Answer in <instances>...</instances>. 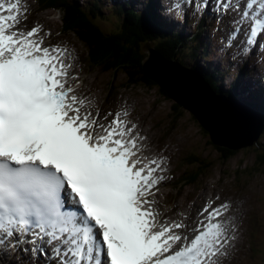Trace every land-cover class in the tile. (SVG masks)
<instances>
[{
	"label": "snow or ice",
	"instance_id": "snow-or-ice-1",
	"mask_svg": "<svg viewBox=\"0 0 264 264\" xmlns=\"http://www.w3.org/2000/svg\"><path fill=\"white\" fill-rule=\"evenodd\" d=\"M208 6L172 0L162 16L195 27ZM22 9L0 0V264H228L229 205L208 202L194 227L165 222L155 199L164 159L145 164L146 137L127 111L92 113L69 84L65 50L39 25L24 31ZM212 11L241 37L218 55L264 63V0H214Z\"/></svg>",
	"mask_w": 264,
	"mask_h": 264
},
{
	"label": "rangeland",
	"instance_id": "rangeland-1",
	"mask_svg": "<svg viewBox=\"0 0 264 264\" xmlns=\"http://www.w3.org/2000/svg\"><path fill=\"white\" fill-rule=\"evenodd\" d=\"M77 1L80 6L87 9L93 5L89 0ZM101 1H104L101 10L102 15L97 14L96 21L105 31L111 30L110 32H112V30L117 28L120 21V16L113 10V5L116 4L117 0ZM135 1L139 2V7H142L145 3V0L144 2L143 0ZM37 2V0H31L28 5L24 3L27 11V19L24 21L28 24L26 26V23H24V26L31 29L33 26L39 25L42 30L41 35L44 36L48 44H59L62 48L68 46L69 48L65 47L64 49L67 52H73L70 53V59L75 60L73 69L75 62L78 66L70 76L69 84L75 85L79 83L77 91L85 97L87 94V98L92 101L88 105L90 110L94 114L97 112L99 114L103 113L101 117L109 112H120L123 114V112L127 111L131 114L133 121L137 122L141 136L146 137L142 144L147 151H156L155 149L157 148L159 150H167L173 154V164L170 167H174L172 168L174 169V176H166L170 179V183L167 182L158 186L159 189H164L162 190L163 193L165 192L161 200L163 202V211L160 210L159 212L164 220L177 213L178 208H182L181 204H184L185 209L189 208L188 205L193 209L196 204L204 205L207 197H211V202L214 204L228 200H231L233 204L234 201L238 204L245 202L244 206L237 209V211L239 209L243 210L240 215L242 228L240 230L235 227V234L240 242V247L238 246L237 249L241 254V258H239V254L229 264H236L238 261H245V264H264V165L259 162L260 159L258 158L261 150H258L254 144L236 151L237 153L234 156L226 159L224 157L225 153L217 148L218 145H212L209 142V133L205 136L201 123L191 111L183 106L180 107L179 101L166 96L159 86H153L151 89L144 85L126 88L125 85L128 83L129 76L124 71L120 73L105 71L107 64H103L102 68L91 67L88 64L87 46L75 34L64 32V25L66 24L63 22L64 13L55 7H46L45 10L39 12ZM155 2L158 3L157 0ZM213 5L214 0L210 9H207L205 13L210 14L211 17L214 14L212 11ZM139 7L138 9H140ZM187 19L190 20L189 23L183 25ZM227 19V17L222 18L219 24L217 20H211L204 25L203 32L208 38L207 51L209 55L202 58L203 65H206V63L208 65L210 60L214 67L218 65V69L223 73L221 79L225 88L230 87L229 83L231 80L232 82L236 80L239 75L238 72L245 65L249 67L253 64L254 66L256 65L254 63L255 56L247 58L242 64H238V62L235 64L227 57L218 55V49L216 46L213 47V45L214 43H222L226 36H230L229 30L226 28ZM168 20H172L176 26L183 28L190 35H193L199 28L197 25L193 27L191 19L187 17L185 20ZM216 28L220 30L214 31ZM110 32L107 34H110ZM230 37L235 40V44L239 45L241 39L239 34ZM231 50L233 51V49ZM236 50L237 48L234 47V51ZM77 77L78 80L76 79ZM249 77L251 84L255 81L264 84V64L256 65ZM166 78H168V84L171 88L179 90L172 76L166 73ZM162 88L165 90L164 87ZM255 91H259V88L256 87ZM246 95H248V92H246ZM256 99H254V102L257 105L264 103V97L263 99ZM252 114L254 117L252 119L257 117L254 122L258 121V119L263 121L256 111H252ZM108 118L111 119L112 117L109 116ZM139 124H141L142 130L139 128ZM262 133L263 141L264 130ZM148 135H150V139ZM248 136L249 134L245 132L244 139L247 140ZM145 140L148 142L146 143ZM194 158L202 162L205 161L207 165H210L206 172L200 170L201 166L199 164L196 165L189 161L195 160ZM197 173L199 177L195 182H192L190 175ZM179 177L183 185H181V191L173 186V182H178L177 179ZM197 211L196 209L195 212ZM179 214L181 213L179 212ZM232 214L234 215L233 211ZM236 215L235 213V216L231 219L236 221ZM238 233L239 236H237Z\"/></svg>",
	"mask_w": 264,
	"mask_h": 264
},
{
	"label": "trees",
	"instance_id": "trees-1",
	"mask_svg": "<svg viewBox=\"0 0 264 264\" xmlns=\"http://www.w3.org/2000/svg\"><path fill=\"white\" fill-rule=\"evenodd\" d=\"M76 1L40 0L38 1V11H43L46 7L60 9L64 13L66 21L64 32L75 34L87 46L88 64L94 68H102L103 64H107L105 71L109 72L120 73L124 71L129 76L128 83L125 85L126 88L144 85L151 89L153 86H159L160 90L169 96L167 90H163L160 84L147 75L144 70V62L147 56V53L144 52V46L148 42H155L157 49L169 59L178 60L193 70L201 71L217 92L232 100L240 98L238 89L241 80L226 90L220 84L222 72L218 68L215 71H207V63L202 67V58L207 57L208 54L207 43L204 41L205 33L202 30L205 22L212 20L211 16H204L197 31L193 35H187L174 28H167L157 14L153 2L148 1L143 10H137L130 1H126L127 7L120 2L114 5V11L120 16L119 24L116 29L107 34L108 32L96 21L97 14L102 15L100 0H91L93 5L88 9L80 6ZM258 105L255 104V107L262 114L264 122V109ZM201 127L207 136L209 132L204 126ZM262 138L263 136L259 138L260 140L258 139L259 141L255 145L258 150H261L258 158L260 159L259 162L264 165V140L262 141ZM209 142L213 145L212 141ZM217 148L225 153L226 159L236 154L227 148L220 146ZM189 161L198 164L201 160L192 159ZM204 163L205 161L199 166H201V171L206 172L210 165ZM198 177V173L190 175L192 182H195ZM178 184L181 183L178 182Z\"/></svg>",
	"mask_w": 264,
	"mask_h": 264
},
{
	"label": "water",
	"instance_id": "water-1",
	"mask_svg": "<svg viewBox=\"0 0 264 264\" xmlns=\"http://www.w3.org/2000/svg\"><path fill=\"white\" fill-rule=\"evenodd\" d=\"M144 70L164 87L169 96L191 111L210 133L215 145L236 151L254 145L263 130V121L247 115L236 103L217 93L201 74L188 69L180 62L163 55L154 43L147 44ZM166 73L170 74L179 90L171 88ZM167 80V81H165ZM166 83H165V82ZM173 82V84H174ZM176 90V93L171 92ZM249 134L244 139V133Z\"/></svg>",
	"mask_w": 264,
	"mask_h": 264
},
{
	"label": "bare ground",
	"instance_id": "bare-ground-1",
	"mask_svg": "<svg viewBox=\"0 0 264 264\" xmlns=\"http://www.w3.org/2000/svg\"><path fill=\"white\" fill-rule=\"evenodd\" d=\"M212 1L213 0H209V6H208V9L211 7V5H212ZM31 2V0H21V4H22V6H23V9H22V12H21V16L23 17V15H24V10H25V8H26V5H28L29 3ZM157 2L160 4V9H159V11H163V9L164 8H166V7H168L170 4H171V2H172V0H157ZM24 3H26V5L24 4ZM37 4V3H36ZM125 6V5H124ZM214 6V5H213ZM123 7V6H122ZM255 7V6H254ZM159 15H160V17H161V19H165L161 14H160V12H159ZM160 20V19H159ZM165 21H167V19H165ZM24 23H26L24 20H23V22H22V24L20 25V27L23 29V30H27L26 28H28V27H26L28 24L26 23V26H24ZM164 27V26H163ZM188 28V27H187ZM199 32V31H198ZM199 33H201V32H199ZM223 33V32H222ZM42 34V31H41V33H40V35ZM198 34V33H197ZM213 35V34H212ZM201 36V35H200ZM229 39H232L234 42H235V40L232 38V37H230V36H226V38H224L223 40H222V43H220V44H217V43H214V45H213V47L214 46H216L217 47V49L219 50L220 49V46L222 47H224V46H226L227 44H228V41H229ZM261 39H264V37H261ZM45 43H46V45L48 44L47 43V41H45ZM52 45H55V43H52ZM65 47H68V46H64V48ZM63 48V49H64ZM69 48V47H68ZM232 49H233V51H234V47H232ZM65 50V49H64ZM73 51V50H72ZM65 53H66V56H68L67 58H66V63H69V64H71L72 65V67L69 69V72L72 74L76 69H77V66H78V64L75 62V65H74V69H73V63H74V61L75 60H73V59H70V57H71V54L70 53H73V52H67L66 50H65ZM245 61V60H244ZM243 61V62H244ZM236 62H238V64H242L243 62H239V61H236ZM236 62H234L235 64H237ZM202 67H204V65L202 66ZM218 68V65H216L215 67H214V65H213V63L211 62V60L208 62V65H207V71H209V70H213V71H215L216 69ZM170 75V74H169ZM171 76V75H170ZM173 79V78H172ZM237 83V81L235 80L234 82H232V80H231V82L229 83L230 84V87L232 86V85H235ZM239 88H240V85H239ZM177 91L176 90H174L173 91V93H176ZM88 95L86 94V97H87ZM256 99V98H255ZM256 100H258V99H256ZM249 101H251V99H249ZM257 102V101H256ZM122 109H126V108H122ZM93 113V112H92ZM94 114V113H93ZM95 115V114H94ZM100 115V117L103 115V113L102 114H99ZM122 116H123V114H121ZM129 119H131L132 120V122L133 123H136L137 124V122L136 121H133V119L131 118V114H130V116L128 117ZM140 125L141 124H139V128L142 130V128L140 127ZM148 134H150V132H148ZM148 137H149V139H150V135H148ZM145 142L147 143L148 141H146L145 140ZM150 143V142H149ZM141 145H142V150H141V155H142V157L143 158H145L144 160H147V161H150V160H152V159H164V167L167 169L164 173H163V175L166 177V176H168V175H173V171H174V169H172V168H174V167H170V166H172V164H173V161H172V159H173V154L172 153H170L169 151H167V150H159V149H155L156 151H147V149L144 147V145L142 144V142H141ZM146 145V144H145ZM157 146V145H156ZM171 154H172V156H171ZM174 176V175H173ZM167 182H169L170 183V179L167 177V180L165 181V182H161L158 186H160V185H164L165 183H167ZM159 189V188H158ZM162 190H164V189H162V188H160L158 191H156L155 189L153 190V191H156V195H155V199H156V201H157V204H156V208H157V211L158 212H160V210H162L163 211V209H162V205H163V202L161 201L163 198H162V195H164L165 194V192L163 193L162 192ZM211 200H212V198L211 197H207L206 198V203L204 204V205H201V204H196L195 205V207H193V209H192V207L191 206H189L188 205V207L189 208H187V209H185L184 208V204H181V207L182 208H178V212L177 213H174L173 215H171V216H169V217H167L164 221L165 222H167V221H169V220H172V221H183L185 224H189L190 226H192V227H194L195 226V220H196V217H197V212H195V210L197 209V210H199V209H201L202 207H204L208 202H211ZM221 203H226V204H228L229 205V211L228 212H226L225 214L231 219L233 216H235V213L237 214L236 215V218H235V220L236 221H234L233 220V222H234V227H238L240 230H241V228H242V222L240 221V215L242 214V211L243 210H241V209H239L238 211H237V209H238V207H241V206H244L245 205V202H243L242 204H238L236 201H234V204L232 203V201L231 200H228V201H226V202H221ZM221 203H219V204H221ZM219 204H214L213 203V206H217V205H219ZM233 207H234V210H233ZM187 210H188V213H187ZM161 211V212H162ZM232 211H233V213H234V215L232 214ZM179 212L181 213V214H179ZM246 220V219H245ZM177 231H179V232H181V233H183L185 230L184 229H178ZM237 236H239V233H238V235ZM244 236V235H243ZM239 238L238 237H236V239L233 241V247L230 249V257H229V261H228V264L229 263H232V261H233V259L235 258V257H237V256H239V252H238V249H237V247L239 246ZM243 244V243H242ZM240 247V246H239ZM239 258H241V254H240V256H239ZM236 264H245V261H238Z\"/></svg>",
	"mask_w": 264,
	"mask_h": 264
},
{
	"label": "clouds",
	"instance_id": "clouds-1",
	"mask_svg": "<svg viewBox=\"0 0 264 264\" xmlns=\"http://www.w3.org/2000/svg\"><path fill=\"white\" fill-rule=\"evenodd\" d=\"M37 1H40V0H37ZM125 1H126V0H117L116 4H118V3L121 2V3L124 5V2H125ZM129 1L131 2V0H129ZM153 1H155V0H152V2H153ZM91 2H92V1H91ZM100 2H101L100 7L102 8V4L104 3V1H101V0H100ZM105 2H107V0H105ZM92 3H93V2H92ZM37 4H38V2H37ZM116 4H115V5H116ZM131 4L134 5V7L137 6V7H136L137 10H143V9L145 8V6L147 5V3H144V4L142 5V8H141V9H138V7H139L138 5L133 4V2H131ZM113 6H114V5H113ZM126 7H127V6H126ZM57 9H58V8H57ZM38 10H39V8H38ZM113 10H114V9H113ZM39 12H41V11H39ZM64 17H65V16H63V22L66 23ZM65 23H64V24H65ZM65 26H66V24H65ZM63 28H64V27H63ZM28 29H29V28H28ZM28 29H27V30H28ZM24 31H25V30H24ZM110 31H111V30L106 31V32L109 33ZM112 31H113V30H112ZM189 35H190V34H189ZM76 37H77V36H76ZM77 38H78V37H77ZM78 39H79V38H78ZM79 40H80V39H79ZM150 43H154V44H155V42H148V43L145 44L144 47H146V45H147V44H150ZM155 46H156V44H155ZM156 48H157V47H156ZM144 49H145V48H144ZM208 55H209V54H207V56H208ZM173 60H174V59H173ZM175 61L180 62V61H178V60H175ZM180 63L182 64V62H180ZM182 65H184V64H182ZM184 66H185V65H184ZM185 67H187V66H185ZM187 68L190 69V70H193L192 68H189V67H187ZM193 71L196 72V73H198V74H201L202 76H204V75L201 73V71H199V70H197V71H196V70H193ZM222 74H223V73H222ZM222 74L220 75V79H221V77H222ZM204 77H205V76H204ZM205 78H206V77H205ZM206 80H207V79H206ZM238 80H240V79H239V78H236V81H238ZM207 82H208V81H207ZM222 82H223V80L221 79V83H220V84L224 87V85L222 84ZM209 84H210V83H209ZM239 84H240V85H244V86H246L243 82H240ZM210 86H211V84H210ZM160 87H161V86H160ZM211 87H212V86H211ZM246 87H247V86H246ZM252 87H253V86H249V88H252ZM224 88H225V87H224ZM225 89L228 90V88H225ZM214 90H215V89H214ZM251 90H252V89H251ZM215 91H216V90H215ZM216 92H217V91H216ZM239 92L241 93V95H240L241 97H243V98H245V97H246V98H249V99H251L250 103H252L253 105H255V104L257 105V103L254 102V99H255V98H252L251 96H249V91H240V90H239ZM246 92H248V95H246ZM217 93H219V92H217ZM220 94H221V93H220ZM222 95H224V94H222ZM224 96H225V95H224ZM225 97H227V96H225ZM236 104L239 106L240 109H244L245 107H247L246 104H244V103H239V101H237ZM243 105H244L245 107H244ZM258 106H259V105H258ZM262 108H263V107H262ZM247 109H248V108H247ZM263 109H264V108H263ZM259 116L262 118V114H261V113H259ZM194 117L196 118V116H194ZM196 119H197V118H196ZM197 120H198V119H197ZM201 126H202V125H201ZM208 136H209V138H210V133H209ZM210 141H212L211 138H210ZM212 142H213V141H212ZM256 143H257V142H256ZM256 143H255V144H256ZM213 145H214V143H213Z\"/></svg>",
	"mask_w": 264,
	"mask_h": 264
}]
</instances>
